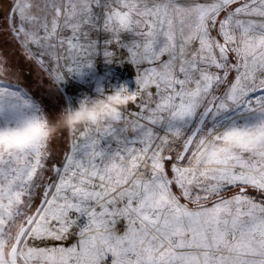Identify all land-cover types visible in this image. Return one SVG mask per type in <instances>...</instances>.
<instances>
[{
  "label": "snow or ice",
  "instance_id": "snow-or-ice-1",
  "mask_svg": "<svg viewBox=\"0 0 264 264\" xmlns=\"http://www.w3.org/2000/svg\"><path fill=\"white\" fill-rule=\"evenodd\" d=\"M0 36V134L97 57L135 73L107 120L0 151V264H264V0H2Z\"/></svg>",
  "mask_w": 264,
  "mask_h": 264
},
{
  "label": "clouds",
  "instance_id": "clouds-1",
  "mask_svg": "<svg viewBox=\"0 0 264 264\" xmlns=\"http://www.w3.org/2000/svg\"><path fill=\"white\" fill-rule=\"evenodd\" d=\"M135 100V90L101 93L81 99L75 107H67L38 129H26L0 134V151L21 150L37 139H52L62 133L94 127L122 111Z\"/></svg>",
  "mask_w": 264,
  "mask_h": 264
},
{
  "label": "rangeland",
  "instance_id": "rangeland-1",
  "mask_svg": "<svg viewBox=\"0 0 264 264\" xmlns=\"http://www.w3.org/2000/svg\"><path fill=\"white\" fill-rule=\"evenodd\" d=\"M2 2V0H0ZM3 37L0 36V43H2ZM33 69V73H34ZM86 74V73H85ZM79 75H71L66 77L65 81L62 82L59 87L48 90L47 86H43V91L45 93V103L54 111L55 114H58L63 109L66 108L65 105V94L73 93L74 97H76L79 101L85 97H95L101 93H112L114 91H118L122 86L124 87L129 81H124L123 79H114L110 83L92 84L90 82L78 81ZM46 79V77H45ZM37 84L39 81L36 82ZM93 85V92L90 93V88Z\"/></svg>",
  "mask_w": 264,
  "mask_h": 264
},
{
  "label": "crops",
  "instance_id": "crops-1",
  "mask_svg": "<svg viewBox=\"0 0 264 264\" xmlns=\"http://www.w3.org/2000/svg\"><path fill=\"white\" fill-rule=\"evenodd\" d=\"M134 77V69H132L129 65L119 64L115 62L106 63L103 57H97L92 67L82 70L81 76L78 78V81L83 80L92 84L101 83L104 85L105 83H110L114 79L131 81L135 80ZM91 92H93V85L90 88V93Z\"/></svg>",
  "mask_w": 264,
  "mask_h": 264
},
{
  "label": "built area",
  "instance_id": "built-area-1",
  "mask_svg": "<svg viewBox=\"0 0 264 264\" xmlns=\"http://www.w3.org/2000/svg\"><path fill=\"white\" fill-rule=\"evenodd\" d=\"M124 87H126L129 91H131L135 87V80L129 81L127 84H125ZM64 98L66 102V108L75 107L77 103L79 102V100H77V98L74 97L73 93L71 94L68 93L67 95L65 94Z\"/></svg>",
  "mask_w": 264,
  "mask_h": 264
},
{
  "label": "flooded vegetation",
  "instance_id": "flooded-vegetation-1",
  "mask_svg": "<svg viewBox=\"0 0 264 264\" xmlns=\"http://www.w3.org/2000/svg\"><path fill=\"white\" fill-rule=\"evenodd\" d=\"M64 102H65V100H64ZM65 104H66V102H65Z\"/></svg>",
  "mask_w": 264,
  "mask_h": 264
}]
</instances>
